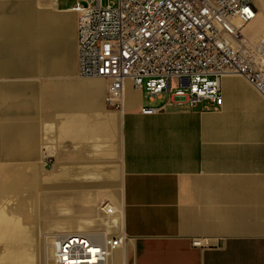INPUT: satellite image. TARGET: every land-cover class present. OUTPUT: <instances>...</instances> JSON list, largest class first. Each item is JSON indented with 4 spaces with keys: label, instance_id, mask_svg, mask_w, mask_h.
I'll return each mask as SVG.
<instances>
[{
    "label": "crops",
    "instance_id": "0c3cea01",
    "mask_svg": "<svg viewBox=\"0 0 264 264\" xmlns=\"http://www.w3.org/2000/svg\"><path fill=\"white\" fill-rule=\"evenodd\" d=\"M76 23L57 2L0 8L2 194L17 197L16 166L55 165L47 186L91 187L119 212L125 243L110 264H264V98L230 76L216 111L202 102L143 115L164 97L150 101L125 81L122 108H109L107 82L77 74ZM263 36L264 27L252 42ZM19 196L15 214L0 205V264H31ZM90 223L52 231L86 232Z\"/></svg>",
    "mask_w": 264,
    "mask_h": 264
},
{
    "label": "built area",
    "instance_id": "2783aa9c",
    "mask_svg": "<svg viewBox=\"0 0 264 264\" xmlns=\"http://www.w3.org/2000/svg\"><path fill=\"white\" fill-rule=\"evenodd\" d=\"M66 10L77 16V74L107 82L109 108H122L125 81L150 101L164 97L143 115L202 102L216 111L220 81L230 76L243 77L264 98V36L252 45L242 34L258 12L253 0H76ZM101 214L118 229L56 235L51 264H109L125 237L114 207L101 206Z\"/></svg>",
    "mask_w": 264,
    "mask_h": 264
},
{
    "label": "rangeland",
    "instance_id": "374dc122",
    "mask_svg": "<svg viewBox=\"0 0 264 264\" xmlns=\"http://www.w3.org/2000/svg\"><path fill=\"white\" fill-rule=\"evenodd\" d=\"M109 1L113 2L114 0H101L103 6ZM22 2L23 0H0V8L9 6L12 14L14 5ZM75 2L76 0H58L57 5L60 9H67L72 7ZM255 3L259 8L257 15L260 18L254 20L255 22L251 21L242 29V34L250 40L249 43L252 45L258 43L252 41L256 40L264 27V0L263 4L259 0H255ZM15 168L16 176L21 177V182H17L20 186L16 191L17 197L14 198V191L11 197H6L0 191V205L9 213L15 214L18 211L15 201L20 198L19 195H25L23 198L27 202L26 218L21 227L32 234V237L26 242L28 248L31 249L29 256L31 264H45L39 253L45 244L49 245L50 258L51 237L57 233L52 230L56 225L66 226L70 221L91 222L89 228L87 226L84 228L87 233L103 229L102 222L105 218L100 211L101 203H109V200L101 198L100 192L90 191L91 187H84L86 190L79 189L76 192L67 191L63 183L47 186L46 177L55 173L57 169L55 165L16 166ZM74 232H78V230ZM50 261L51 258L48 261L49 264H51Z\"/></svg>",
    "mask_w": 264,
    "mask_h": 264
},
{
    "label": "bare ground",
    "instance_id": "6f19581e",
    "mask_svg": "<svg viewBox=\"0 0 264 264\" xmlns=\"http://www.w3.org/2000/svg\"><path fill=\"white\" fill-rule=\"evenodd\" d=\"M254 1V0H253ZM259 2L261 3V4H263V0H259ZM264 14V13H263ZM260 17H259V15H256V17H255V21L256 20H258ZM253 20V21H254ZM252 21V22H253ZM254 21V22H255ZM105 204H107L108 206H112V207H114L112 204H110V203H104V204H102L101 206L103 207ZM115 208V207H114ZM116 210V209H115ZM100 211H101V208H100ZM118 225H119V223H118ZM115 225L113 224V222L111 223V225H109V227H113L114 229H118V228H115L114 227ZM61 233H86L87 234V232H57L56 234H54L52 237H51V240L53 241V238L56 236V235H58V234H61ZM89 233V232H88ZM52 241H51V243H52ZM45 249V248H44ZM47 255H48V261H49V259L51 258V249H50V258H49V245H48V249H47ZM112 257V256H111ZM110 257V258H111ZM110 261V260H109ZM51 262V261H50ZM48 264H49V262H48ZM109 264H110V262H109Z\"/></svg>",
    "mask_w": 264,
    "mask_h": 264
}]
</instances>
